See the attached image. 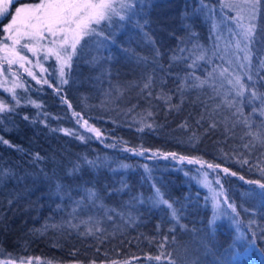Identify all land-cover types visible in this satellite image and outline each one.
I'll return each mask as SVG.
<instances>
[{"label":"trees","instance_id":"16d2710c","mask_svg":"<svg viewBox=\"0 0 264 264\" xmlns=\"http://www.w3.org/2000/svg\"><path fill=\"white\" fill-rule=\"evenodd\" d=\"M222 3L204 0L210 16L200 0H146L132 20L105 30L110 41H92L82 54L78 46L67 84L55 58L42 55L38 78L22 73L21 86L0 90L11 109L0 112V138L9 142L0 141V261L169 264L171 254L175 264H264V200L250 191L258 184L247 183H264V144L248 135L264 136V117L249 103L234 113L223 102L226 84L213 91L184 83L189 73L223 80L228 57L212 53L239 29L237 10ZM241 16L247 23V11ZM255 23L253 64L264 76L256 63L264 59V0ZM200 48L210 59L189 68ZM254 79L264 93V80ZM181 156L223 173L219 209L198 165L170 160ZM157 188L177 218L155 203Z\"/></svg>","mask_w":264,"mask_h":264},{"label":"snow or ice","instance_id":"6c2138e0","mask_svg":"<svg viewBox=\"0 0 264 264\" xmlns=\"http://www.w3.org/2000/svg\"><path fill=\"white\" fill-rule=\"evenodd\" d=\"M12 2L13 0H0V17L7 13ZM145 3L146 0H39L38 3L15 9V14L12 16L10 23L4 27V32L10 33L6 39L11 41V45L2 44L0 48L5 51V59L9 65L18 63L19 67L24 68L29 75H33V73L25 68V63L31 64L32 60L26 54H22V51H17L16 46L19 45L21 50L30 52L36 57L37 62L40 60V56L38 55L40 52H43L45 59L49 56H54L56 62L59 64L61 82L67 84L68 79L66 78L65 68L71 70L73 57L78 54V46L80 54H82L92 41H97L101 45L110 41L112 33L105 30L117 21L132 20L137 14L136 10ZM200 3L201 9L208 8L209 15L211 16L212 9L204 4V0H200ZM259 4L260 0H223L222 7L237 10L235 27L239 29L234 33L230 32L229 40L220 52L212 53L213 55L221 56L222 59L224 56L228 57L225 60L228 67H221L219 72V76L223 77V80L217 84L216 77L212 73L209 74L207 79H201L194 73H189L184 78V83L194 88L208 86L213 91H216L218 87H224L226 84L230 87H228L227 92L224 94L223 102L232 108L234 113L242 115L240 106L243 103H249L253 105V112L259 111V115L264 117V93L258 91L257 81L254 79L256 77L264 80V76L260 75V71L253 64L255 51L253 45L258 43L255 21L259 12ZM244 11L248 13L247 23L242 22L241 13ZM138 27L142 26L138 24ZM216 27L217 25L213 24V28ZM145 35L147 36V33ZM233 36L235 37L234 39ZM260 36L264 38V29L260 30ZM217 38H220V33H217ZM22 40L27 42L21 44ZM45 41H47L46 44L44 43ZM81 41H84L83 45H81ZM180 52L183 53L184 49L181 48ZM156 54L159 56L158 50ZM171 59L175 62L181 59L186 60L188 57L173 55ZM209 59L208 51L200 48L195 59L187 66L193 68L198 61ZM256 63L259 69H264V59H258ZM0 70H2V67H0ZM33 78L35 79L34 75ZM44 82L47 83V81ZM150 82L151 78L149 77L144 87H149ZM256 101H259V104H256ZM36 107H40V105H36ZM4 111H11V109L0 102V112ZM74 115L79 116V113H74ZM24 118L28 119V117ZM244 123L247 124L249 129L252 128V125L247 120ZM84 125L87 126V121H84ZM88 130L94 132L97 137L100 136L98 129L89 127ZM62 131H64L65 135L70 134L67 129ZM248 135L253 136L254 139H259V142L264 144V136H259L251 131H249ZM80 138L83 139V137ZM0 141L4 144L9 143L7 140H3V138H0ZM245 146L247 147V145ZM171 155L175 157L176 154L173 153ZM184 159L185 157H180V160ZM188 162L193 163L198 161L189 159ZM244 162L247 163V161ZM88 163L91 164L93 162L88 161ZM208 167L212 168L213 165L208 164ZM215 167L218 168L219 165ZM223 171L227 173L229 170L225 168ZM203 175L205 183H207L208 174L204 173ZM232 175L236 174L232 173ZM240 179H243V177H240ZM216 182L219 183V180ZM247 183L258 184L260 191H250L260 197L261 200H264V183L258 181H247ZM217 195H223V193H215L213 196L214 200ZM97 198V194L94 191H87L88 200L95 201ZM225 202L227 203V201ZM155 203L166 205L169 209H172V217L177 218L176 210L173 209L171 203L163 198L158 188L155 193ZM213 207L214 209H219L220 202L217 200ZM227 207L231 208L232 213L238 215L236 207L233 204L228 203ZM217 218L218 216L214 212L213 222ZM255 235L256 233L253 232L252 236ZM160 247L163 248L164 245L161 244ZM160 258V256L156 257L157 260ZM168 259L169 264H175L171 259V254H168ZM0 264H5V262L0 261ZM7 264H14V262L8 261ZM21 264H24V262H21Z\"/></svg>","mask_w":264,"mask_h":264},{"label":"rangeland","instance_id":"374dc122","mask_svg":"<svg viewBox=\"0 0 264 264\" xmlns=\"http://www.w3.org/2000/svg\"><path fill=\"white\" fill-rule=\"evenodd\" d=\"M20 1H22V0H13L12 4L8 8L7 13L4 16L0 17V22H2L5 19V21L2 23V26L0 28V45H2V44L11 45V41L6 39V37L10 33L4 32V27L8 23H10L12 16L15 14V9L18 8V7H23L25 5H31V3L35 4V3L39 2V0H26V2L18 3ZM14 5H16V6H15L12 14L10 15L12 7ZM25 42H27V41L22 40L21 44H23ZM44 43L46 44L47 41H45ZM16 47H17V51H22V54H26L29 57V59L32 60L31 64L25 63V68H27L28 71L32 72L33 75L38 78V76H36L37 72L40 71V70L41 71H45L44 63L42 62V60L40 59L39 62H37L36 57H34L30 52H27V50H21V47L19 45L16 46ZM38 55L40 56V58H41L42 55L44 56L43 52L38 53ZM5 57H6L5 51H3L2 48H0V67H2V70H0V90L11 92V91L15 90L16 88H18L19 86H21V83H20V80H21L20 77L21 76L20 75L22 73L28 74V72L25 71L24 68H20L18 63H14L12 65H9L7 63V60L5 59ZM52 57L55 58L54 56H49V57H47V59L48 58H52ZM86 127L88 128L90 126L87 125ZM170 160L173 161L174 163H176V165H178V167H182V165L184 163L185 164L194 165V166L198 165V168L200 169V175H201L200 176L201 178H199V180L204 184V186L210 192H213V194L221 193V192L223 193V195H217L216 196V199L218 201H219V197H227L226 193L224 192V190H223L222 186L220 185V183L216 182L217 180H219L220 176L223 174L222 172H220L218 170L207 168L206 164L202 163L201 161H199V159H191V160H194V161H198V162H193V163H189L188 162L189 159H187V158H185L184 160L177 159V160H179L178 163L176 162V159H171L170 158ZM187 169H189V168H187ZM201 169H206L208 171H204V170H201ZM193 171L196 173L195 170H193ZM204 173L208 174L207 175V183H205V178H204V175H203ZM217 185H218V187H217ZM14 263H16V262H14ZM36 263H37V261H36ZM29 264H35V263L29 262Z\"/></svg>","mask_w":264,"mask_h":264}]
</instances>
